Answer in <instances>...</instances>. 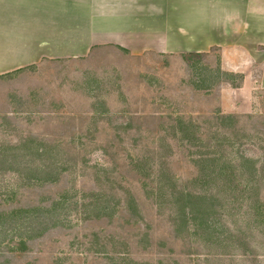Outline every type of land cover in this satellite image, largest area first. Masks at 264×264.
I'll list each match as a JSON object with an SVG mask.
<instances>
[{"label":"rangeland","instance_id":"374dc122","mask_svg":"<svg viewBox=\"0 0 264 264\" xmlns=\"http://www.w3.org/2000/svg\"><path fill=\"white\" fill-rule=\"evenodd\" d=\"M182 54L102 46L0 77V148L32 136L48 150L35 166L59 168L39 185L0 166L2 238L22 244L0 262L264 264L263 70L243 86L218 49ZM206 170L221 186L201 184ZM181 188L219 199L188 220ZM38 211L47 225L28 229Z\"/></svg>","mask_w":264,"mask_h":264},{"label":"crops","instance_id":"0c3cea01","mask_svg":"<svg viewBox=\"0 0 264 264\" xmlns=\"http://www.w3.org/2000/svg\"><path fill=\"white\" fill-rule=\"evenodd\" d=\"M102 46L132 55L218 49L243 86L254 65L264 85V0H0V76Z\"/></svg>","mask_w":264,"mask_h":264},{"label":"trees","instance_id":"16d2710c","mask_svg":"<svg viewBox=\"0 0 264 264\" xmlns=\"http://www.w3.org/2000/svg\"><path fill=\"white\" fill-rule=\"evenodd\" d=\"M96 48H100V47H95L93 49H96ZM200 55H202V54H200V53H184V54H182V56H184L185 58H190V59H192V57H196V56L198 57ZM21 69H18V70H21ZM2 76L3 75H1L0 77H2ZM216 114H218L217 118H219V119H232V118L235 119V117H236L234 115L222 114L220 111L217 112ZM158 118H164V117H162V115H161V117H158ZM175 124H182L184 127H187V129L189 130V127L192 125H195V122L193 121V119H190V118L183 119L182 117H176ZM24 137L22 139H20L19 141L15 142L12 147L0 148V166L6 165V164L10 165L11 166L10 168L14 172L18 173L23 179L25 178L28 181L27 183H34L35 182V184L41 185V184H45V183L55 182L56 177H53V176H57V175H53L52 169L53 168L59 169L58 167H56L54 164L46 165L44 167H41V165H40V167H39V166H35L36 165L35 162L31 161V159L34 156L37 155V156L41 157L48 150L42 146H40V147L36 146L34 144V141L36 139H34L32 136H27L25 138ZM31 143H33L34 146L31 145ZM23 161L26 164V165H23L24 168H26L24 171H17L16 170L17 167H15V170L13 169V166H17L16 164L23 162ZM31 163L34 164L33 165L34 168H32V169L30 166ZM44 164H46V163H44ZM208 174H209V171H207V170L203 171L201 173V179L200 180L202 181L201 182L202 185H208L212 181H215V182H218V186H221V184H220L221 182H219V180L222 181L223 176H221V174L219 175V172H217L213 176L208 175ZM205 177H206V179H205ZM218 177H220L221 179L218 180ZM30 181H32V182H30ZM39 182H41V183H39ZM212 193H215V192H210V191H205V190L202 192H192V191L181 188L180 200L178 199L175 202V204H176L179 212L182 213V215H186V216L188 215V220H189V216L191 217L194 214L193 213L194 210L201 209L203 206H207V205L213 206L214 205V199L217 200L219 198L217 197V195H211ZM204 213L208 214L209 212L206 211ZM36 214H40V216H38L36 218L37 219V221H36L37 225L29 227L28 229L44 227L47 225V221L41 219L42 217H45L44 211H38V212H36ZM6 230L7 229H3L1 227V224H0V258L4 254L6 255L8 253H14L18 247L21 249V246H22V244H19L21 242V239H20V241H18L17 245L12 247V250L9 249V246H12L14 244L10 245V243L6 242L4 240V238H2L3 235L6 234ZM12 238H13V236H12ZM0 263L5 264V261L1 260Z\"/></svg>","mask_w":264,"mask_h":264}]
</instances>
